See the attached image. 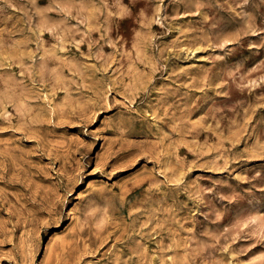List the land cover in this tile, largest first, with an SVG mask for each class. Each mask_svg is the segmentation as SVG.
<instances>
[{
	"label": "rangeland",
	"instance_id": "374dc122",
	"mask_svg": "<svg viewBox=\"0 0 264 264\" xmlns=\"http://www.w3.org/2000/svg\"><path fill=\"white\" fill-rule=\"evenodd\" d=\"M0 264H264V0H0Z\"/></svg>",
	"mask_w": 264,
	"mask_h": 264
}]
</instances>
